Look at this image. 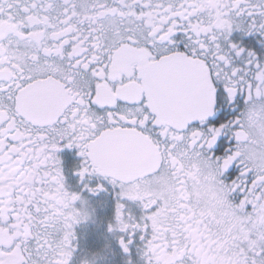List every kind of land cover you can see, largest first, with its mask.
Returning a JSON list of instances; mask_svg holds the SVG:
<instances>
[{"label": "snow or ice", "instance_id": "obj_1", "mask_svg": "<svg viewBox=\"0 0 264 264\" xmlns=\"http://www.w3.org/2000/svg\"><path fill=\"white\" fill-rule=\"evenodd\" d=\"M0 264H264V0H0Z\"/></svg>", "mask_w": 264, "mask_h": 264}]
</instances>
